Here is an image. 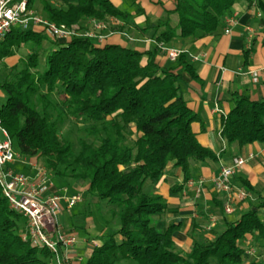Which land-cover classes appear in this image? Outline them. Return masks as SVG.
<instances>
[{
    "label": "trees",
    "instance_id": "1",
    "mask_svg": "<svg viewBox=\"0 0 264 264\" xmlns=\"http://www.w3.org/2000/svg\"><path fill=\"white\" fill-rule=\"evenodd\" d=\"M34 1L27 0L30 9ZM238 1L242 0H176L175 8L155 21L146 17L136 28L154 39L152 51L99 44L95 37L83 35L57 40L41 28L19 25L0 40V63L14 50L32 45L23 63L12 65L0 81L6 96L0 118L12 144L14 140L20 155L35 157L48 173L68 184L85 182L81 201L83 196L105 201L111 213L119 216L116 231L93 246L80 264H115L120 260L245 264L248 253L241 241L251 236L264 242V191L246 179L240 182L251 194L243 200L248 202L247 210L237 220L223 216L222 227L212 232V238L197 237L184 251L173 239L180 224H158L167 201L155 185L167 170L180 171L181 183L169 187V192L175 193L191 178L194 162L216 161L218 157L198 142L192 128L193 123L202 122L183 96L184 74L189 80L199 79L188 54L181 51L173 65L162 66L155 61V53L160 44L174 37L217 33L225 14ZM41 3L45 19L79 31L86 30V19L126 21L130 16L110 0ZM258 6L264 19V2L259 1ZM170 14L177 16L175 26L170 24ZM123 28V24L109 23L106 29L120 32ZM46 43L52 47L45 55L46 68L40 71L39 51ZM0 68L6 69L5 65ZM231 100L232 107L221 117L219 134L237 156L248 144L264 142V97L254 100L233 92ZM72 117L87 122L85 134L77 139V150L60 132L65 120ZM146 183L154 186V192L144 191ZM212 201L223 211L222 201L215 196ZM20 218L23 216L10 208L0 188V264H49L43 256L52 252L22 238L26 219L20 227Z\"/></svg>",
    "mask_w": 264,
    "mask_h": 264
},
{
    "label": "crops",
    "instance_id": "2",
    "mask_svg": "<svg viewBox=\"0 0 264 264\" xmlns=\"http://www.w3.org/2000/svg\"><path fill=\"white\" fill-rule=\"evenodd\" d=\"M110 1L130 15L126 21L117 19L118 22L113 23V26L123 24V30L109 32L107 29H94L93 19L84 21V25L87 26L86 30L95 33V39L99 44H118L139 51H152L156 42L148 35H141L136 25H143L146 17L155 21L165 11H172L176 3V0ZM259 1L264 2V0H251L250 3L245 0L236 2L225 14L223 26L215 34L199 35L197 32L186 38L174 37L169 42L160 44L159 50L155 53V61L162 66H170L175 63L167 58L165 50L167 48H176L188 54L199 79L189 80L187 74H184L187 81L182 84L183 96L202 122V124L200 122L193 123L192 128L198 142L210 148L218 157L216 161L192 164L190 179L202 178L204 180V185L199 192L195 190V187H188L186 183L180 191L169 192L170 186L181 183L178 169L170 170L171 168H169L167 170L169 172H166L155 185V190L162 194L167 201V210L158 217V224L160 226L168 225L171 222L180 224V227L173 233V239L177 246L184 251L197 237L212 238V232L222 227L221 218L223 216L228 220H237L248 208V202L243 201L233 203V207L236 209H233L232 213L227 214L220 211L212 199L215 196L217 200L223 202L225 194L215 192L212 178L217 175L221 165L229 164L233 157L227 142L219 134L221 117L233 105L232 93L247 95L254 100L264 97V19L258 6ZM139 9L140 11H138ZM169 18L170 24L175 26L177 16L170 14ZM108 23L112 22L108 19ZM226 28L229 29L227 33L225 32ZM162 29L160 28L159 32ZM146 57V55L143 57V61L146 60ZM263 149L264 142H253L244 147L241 155L247 157V160L232 177L235 190L243 188L240 179H246L255 188L264 191ZM249 153L253 155L252 158H248ZM20 163L23 166H28L29 171L24 175L32 181H36L37 174L44 171L46 189L43 194L61 196L62 209L58 213V221L64 230L63 225L66 221L64 212L72 210L79 203L68 207L65 197L79 193L80 187L68 184L66 181L62 185H56L35 157H24ZM15 164L17 161H14L11 166L13 167ZM14 171L18 172L16 169ZM86 187V185L82 187L83 193ZM211 217H214L216 222L212 228L207 229ZM87 219L90 224L93 222L91 218ZM91 241L82 240L77 245L75 243L73 248L75 254L82 256L81 252L85 250V255L88 257L91 251L89 248ZM257 241L259 242L258 238L247 236L241 243L247 249L252 247L254 242L258 243ZM258 263H260L259 260L252 259L249 263L247 259L245 264Z\"/></svg>",
    "mask_w": 264,
    "mask_h": 264
},
{
    "label": "built area",
    "instance_id": "3",
    "mask_svg": "<svg viewBox=\"0 0 264 264\" xmlns=\"http://www.w3.org/2000/svg\"><path fill=\"white\" fill-rule=\"evenodd\" d=\"M34 13L27 6V0H0V40L15 26H24L30 20L46 34L57 40L68 41L74 36L96 37L95 33L85 30L82 33L68 28L65 25H57L47 19L33 16ZM109 21L117 23L115 17ZM94 29H104L106 24L103 21L92 20ZM225 32H229L226 28ZM166 55L170 60L181 52L176 48H167ZM264 152V149H263ZM253 155L249 153L248 158ZM247 160L243 155L233 156L229 164L221 165L217 175L212 178V185L217 193L225 194L223 199L224 213L233 212V203L241 202L250 194L244 188H237L232 183L235 172L241 168ZM15 161L12 138L8 130L3 126L0 118V188L8 201L11 209L21 214L26 219V230L22 233L24 240H29L35 246L47 248L55 255L57 264H80L83 257L76 255L73 248L76 237L72 231L62 229L58 221V213L62 209L61 196L56 194L45 195L44 171L37 174V179L31 180L23 173L14 171L11 166ZM188 187H195L199 192L204 185V180L199 178L189 179L186 182ZM82 199L80 193L65 197L68 207H72ZM215 218L211 217L207 229L215 225ZM97 245L94 240L90 242V250ZM251 253V250H247Z\"/></svg>",
    "mask_w": 264,
    "mask_h": 264
},
{
    "label": "rangeland",
    "instance_id": "4",
    "mask_svg": "<svg viewBox=\"0 0 264 264\" xmlns=\"http://www.w3.org/2000/svg\"><path fill=\"white\" fill-rule=\"evenodd\" d=\"M49 1L54 3L55 0H49ZM31 10L34 13L33 16L45 19L43 12H42L41 0H35L31 6ZM103 22L106 24V27L104 28L106 29L107 26L109 25V23H107L108 20H103ZM110 25H113V23H110ZM15 26L18 27V25H15ZM23 28H27V29H38L39 28L40 29L41 27L35 25L33 21L30 20L26 25L23 26ZM73 30H76V29H73ZM76 31H79V30H76ZM80 32L82 33L83 31H80ZM51 47L52 46L50 45V43H46V45H43V48H41V50L39 51L40 52V64L38 66V70L42 71L46 68L45 55H46V52H48ZM31 50H32V45L26 44L22 46L21 48L14 50V53L12 56L6 57L5 59H3L0 63V67H2V65L3 66L5 65L6 69L0 68L1 69L0 70V81L2 80L4 74L9 72L12 65L18 64L20 66L25 60L26 55L29 54ZM52 97L55 99L57 98L55 94L52 95ZM5 99H6L5 93L0 89V107L4 103ZM86 123L87 122L85 120H81V119L78 120L72 117V118H69V120L68 119L65 120V123L60 129L61 135L66 137L67 139H70L73 142L74 144L73 148L75 150L78 149L77 139L85 134L83 128L85 127ZM13 150L15 153V161H17V164H15L13 168L16 169L18 172L25 174L26 172L29 171V169H28V166H23L20 163V160L24 159V156L20 155L19 152L17 151V146L14 140H13ZM47 174H48V177L51 180H53V182L56 185H62L65 183L64 179L56 175H53L51 173H47ZM79 187H80L79 193L81 195V193H83L82 187H85V182H80ZM143 189L146 192H154V186L150 183H146ZM83 197H84L83 200L79 202L78 204H76L72 208V210L64 212L66 221L63 225V228L65 231H72L74 233L76 237L75 245L80 244V241L82 240L83 241L84 240H89V241L94 240L96 244L99 245L105 240L107 235L116 231V229L119 226L120 219L118 215H113L111 213L110 207L106 205L105 201L98 202L95 199H91L90 201L89 196H83ZM89 201H90V204H89ZM88 217L91 218L93 221L91 224L89 223L87 219ZM261 217L264 220V212L261 213ZM24 221H25L24 217L20 218V227L23 226ZM263 244L264 242L259 240L258 243L254 242L252 247L247 248V250L249 249L251 250V253H249L247 256L249 263L252 261V259H256L260 261V263L258 264H264ZM81 254L85 260L87 258L85 255V250L82 251ZM43 258L49 264H57L56 257L54 254H52L51 256H43ZM115 264H137V263L132 260H120L116 262Z\"/></svg>",
    "mask_w": 264,
    "mask_h": 264
}]
</instances>
